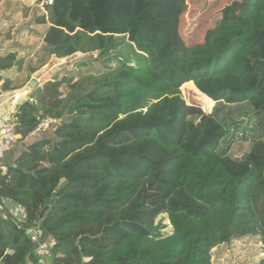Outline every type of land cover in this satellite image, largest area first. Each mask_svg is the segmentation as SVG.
Instances as JSON below:
<instances>
[{
	"label": "trees",
	"instance_id": "trees-1",
	"mask_svg": "<svg viewBox=\"0 0 264 264\" xmlns=\"http://www.w3.org/2000/svg\"><path fill=\"white\" fill-rule=\"evenodd\" d=\"M161 1L53 0L36 18L58 59L90 55L74 66L105 72L50 80L18 105L19 142L62 122L0 168V202L26 212L5 207L0 264L43 263L35 227L50 264H216L220 245H264V0H234L191 46L161 18L185 0ZM22 65L0 55L5 92L2 72ZM186 87L211 114L187 106Z\"/></svg>",
	"mask_w": 264,
	"mask_h": 264
},
{
	"label": "rangeland",
	"instance_id": "rangeland-1",
	"mask_svg": "<svg viewBox=\"0 0 264 264\" xmlns=\"http://www.w3.org/2000/svg\"><path fill=\"white\" fill-rule=\"evenodd\" d=\"M233 1L185 0L186 10L179 18L161 16L167 23L169 39L174 44H179L181 39L187 46L201 43L206 31L223 19L224 9ZM158 2L163 4L161 0ZM45 6L46 0H0V21L8 20L0 22V45L3 46L0 48V55L14 52L17 58L23 61L21 71L15 66L11 71L1 74L4 81L10 80L11 90L22 92L30 87L33 83L32 77L39 70L42 72V69L41 75L44 80L48 79L47 82L63 78L80 79L88 74L99 76L105 72L98 63H93L87 68L74 66L77 61L87 62L90 55L78 54L72 58L58 59L50 52L51 49L49 50L44 42L47 26H37L34 23L37 17L45 14ZM16 27L18 28L12 35V30ZM0 84H3L2 80ZM182 95L187 106L198 107L207 114H211L215 107V102L213 107L205 103L208 108L206 109L198 95L187 87L182 88ZM163 224L167 226L165 232H171L172 227L166 216L163 217ZM212 254V261L216 264H259L264 258V245L259 237L246 236L218 246ZM48 263L49 260H46L45 264Z\"/></svg>",
	"mask_w": 264,
	"mask_h": 264
},
{
	"label": "crops",
	"instance_id": "crops-1",
	"mask_svg": "<svg viewBox=\"0 0 264 264\" xmlns=\"http://www.w3.org/2000/svg\"><path fill=\"white\" fill-rule=\"evenodd\" d=\"M0 22L4 23V22H8V20L6 19L5 21L4 19L1 20ZM3 27H5V25H3ZM17 28L18 27L12 30V35L16 32L15 30H17ZM6 47H8V45H6ZM7 71H11V69H8ZM42 72L40 70L36 72L34 77H32V82H33L32 85L29 83L31 86L30 87L28 86L27 89L23 90L22 92H18L17 90H10L8 92H5V95L0 98V124L12 113L14 109L18 107V105H20L24 101L29 100L33 88H35L36 86H42L47 82L48 79L46 80L43 79L44 77L41 75ZM5 73L3 72V74ZM51 130L53 129L47 130L46 132H43L41 134L32 133L27 140L18 142L16 145L11 147H4L0 142V168L5 171L6 165H11L15 163L21 151H23L28 144L41 139L43 136L51 137L52 136ZM5 207L10 212H14L18 208V206L12 202H5ZM43 243H45V245L48 246L49 249L54 244L51 239H46ZM46 260H49L48 264H50L49 256L45 257L42 264H45Z\"/></svg>",
	"mask_w": 264,
	"mask_h": 264
},
{
	"label": "built area",
	"instance_id": "built-area-1",
	"mask_svg": "<svg viewBox=\"0 0 264 264\" xmlns=\"http://www.w3.org/2000/svg\"><path fill=\"white\" fill-rule=\"evenodd\" d=\"M48 5H52L53 0H46ZM5 95V91L0 84V98ZM61 119H52L46 117L41 120L39 126L33 132L34 134H41L47 130L53 129L54 126L60 124ZM18 118H17V108L12 111V113L0 124V142L4 147H11L16 145L19 141V135L17 134ZM6 171V170H5ZM4 171V172H5ZM5 205L0 202V217L4 215ZM15 212L17 214H15ZM13 216L19 218L20 220H25L26 212L22 208H17L14 212H10ZM33 243L37 244L36 253L42 259H45L49 254V247L45 243L39 240L40 232L37 227L28 231Z\"/></svg>",
	"mask_w": 264,
	"mask_h": 264
},
{
	"label": "water",
	"instance_id": "water-1",
	"mask_svg": "<svg viewBox=\"0 0 264 264\" xmlns=\"http://www.w3.org/2000/svg\"><path fill=\"white\" fill-rule=\"evenodd\" d=\"M2 47H3V46H0V48H2ZM50 52H51L52 54H54L53 49H51ZM77 99H79V98H77Z\"/></svg>",
	"mask_w": 264,
	"mask_h": 264
}]
</instances>
